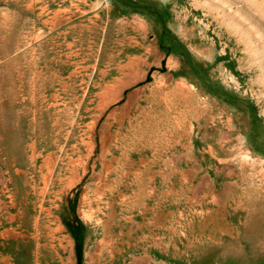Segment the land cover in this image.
<instances>
[{"label":"rangeland","instance_id":"rangeland-1","mask_svg":"<svg viewBox=\"0 0 264 264\" xmlns=\"http://www.w3.org/2000/svg\"><path fill=\"white\" fill-rule=\"evenodd\" d=\"M0 264H264V0H0Z\"/></svg>","mask_w":264,"mask_h":264}]
</instances>
